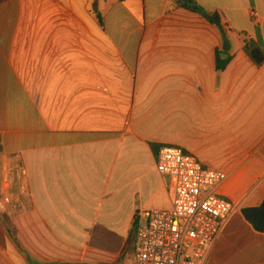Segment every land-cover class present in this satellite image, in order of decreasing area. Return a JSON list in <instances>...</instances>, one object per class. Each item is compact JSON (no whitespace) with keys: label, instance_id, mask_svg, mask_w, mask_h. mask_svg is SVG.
<instances>
[{"label":"crops","instance_id":"obj_1","mask_svg":"<svg viewBox=\"0 0 264 264\" xmlns=\"http://www.w3.org/2000/svg\"><path fill=\"white\" fill-rule=\"evenodd\" d=\"M195 1L228 51L176 0H0V264H133L134 225L173 205L162 146L226 174L237 209L206 264L238 224L264 264L242 215L264 201V65L244 51L264 0Z\"/></svg>","mask_w":264,"mask_h":264},{"label":"built area","instance_id":"obj_2","mask_svg":"<svg viewBox=\"0 0 264 264\" xmlns=\"http://www.w3.org/2000/svg\"><path fill=\"white\" fill-rule=\"evenodd\" d=\"M156 166L173 186V205L144 212L133 264H206L237 209L218 192L226 174L177 146H162Z\"/></svg>","mask_w":264,"mask_h":264},{"label":"trees","instance_id":"obj_3","mask_svg":"<svg viewBox=\"0 0 264 264\" xmlns=\"http://www.w3.org/2000/svg\"><path fill=\"white\" fill-rule=\"evenodd\" d=\"M177 4L180 7L188 9L194 13L199 14L203 18H205L212 25L216 26L221 34L223 41V50L228 51L229 47V38L226 34V29L228 27V21L222 13L219 12H207L202 9L195 0H176ZM244 51L248 55V57L254 62V64L258 67L264 65V48L262 45L252 41L245 40L244 41ZM220 52H218V70L222 71L227 61H221L219 58ZM242 215L246 222L252 226V228L257 232L264 234V201L258 207L245 208L242 210ZM136 226L134 225V231L131 236L133 239L136 236ZM131 239L128 241V247L131 245ZM30 264H35L32 260L29 259Z\"/></svg>","mask_w":264,"mask_h":264},{"label":"rangeland","instance_id":"obj_4","mask_svg":"<svg viewBox=\"0 0 264 264\" xmlns=\"http://www.w3.org/2000/svg\"><path fill=\"white\" fill-rule=\"evenodd\" d=\"M253 237L248 235L241 225L227 229L219 240L209 264H243L240 251L247 243H252Z\"/></svg>","mask_w":264,"mask_h":264}]
</instances>
